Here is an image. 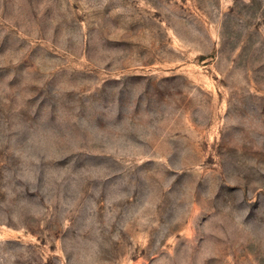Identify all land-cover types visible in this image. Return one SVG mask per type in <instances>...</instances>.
Instances as JSON below:
<instances>
[{"label":"rangeland","instance_id":"374dc122","mask_svg":"<svg viewBox=\"0 0 264 264\" xmlns=\"http://www.w3.org/2000/svg\"><path fill=\"white\" fill-rule=\"evenodd\" d=\"M0 264H264V0H0Z\"/></svg>","mask_w":264,"mask_h":264}]
</instances>
